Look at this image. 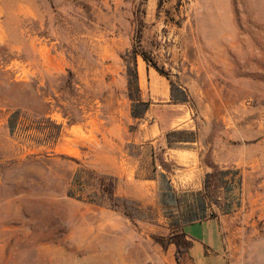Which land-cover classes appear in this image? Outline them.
<instances>
[{
    "label": "rangeland",
    "instance_id": "1",
    "mask_svg": "<svg viewBox=\"0 0 264 264\" xmlns=\"http://www.w3.org/2000/svg\"><path fill=\"white\" fill-rule=\"evenodd\" d=\"M206 218L264 264V0H0V264H192Z\"/></svg>",
    "mask_w": 264,
    "mask_h": 264
},
{
    "label": "crops",
    "instance_id": "2",
    "mask_svg": "<svg viewBox=\"0 0 264 264\" xmlns=\"http://www.w3.org/2000/svg\"><path fill=\"white\" fill-rule=\"evenodd\" d=\"M194 224H204L206 228H209L210 230L216 228L217 239L219 240L217 241L216 238L212 237L211 234L205 236L204 240H198L191 234L186 233V228ZM182 230L185 235V238L190 243L187 256L191 260L192 264H200L202 262V260L199 259L201 254L203 255V260H209L211 264H227L225 241L223 239L218 221L212 218L194 220L184 224Z\"/></svg>",
    "mask_w": 264,
    "mask_h": 264
},
{
    "label": "trees",
    "instance_id": "3",
    "mask_svg": "<svg viewBox=\"0 0 264 264\" xmlns=\"http://www.w3.org/2000/svg\"><path fill=\"white\" fill-rule=\"evenodd\" d=\"M137 45L133 47L132 53L130 55V60L132 62V70L127 74L128 76V85L130 88L134 90L136 94L139 93V88H138V76H137V70H136V57L140 55L144 61L149 62V59L146 58V55L142 52L139 51V40L137 39ZM132 97V96H131ZM171 101L173 103H184L186 102V95L185 91L183 90H175L174 88L171 89ZM132 108H131V116L133 118H140L142 115L145 113V111L148 109L149 104L148 103H141L138 101L136 98L133 100ZM143 106L144 109H140V107ZM178 256V254H177Z\"/></svg>",
    "mask_w": 264,
    "mask_h": 264
}]
</instances>
